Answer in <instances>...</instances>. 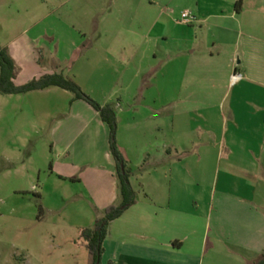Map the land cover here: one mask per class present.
<instances>
[{
    "label": "crops",
    "instance_id": "obj_1",
    "mask_svg": "<svg viewBox=\"0 0 264 264\" xmlns=\"http://www.w3.org/2000/svg\"><path fill=\"white\" fill-rule=\"evenodd\" d=\"M139 2L146 4L153 25L173 29L164 34L171 48L159 67L151 46L153 65L142 87L144 56L138 52L146 40L115 38L104 47L93 42L83 55L96 90L103 88L104 68L115 63L117 146L136 195L135 204L109 224L100 264H255L264 256V182L258 179L264 175V0H242L239 11L237 0H183L195 18L188 25L165 14L175 0ZM124 13L125 27H133L134 12ZM45 26L34 24L0 43L14 61L16 86L52 74L70 79L69 56L82 42L61 41L54 35L59 27ZM193 27L200 31L192 32ZM235 71L243 80L230 87ZM56 89L20 97L43 113L48 105L37 100ZM83 108L101 132L104 148L92 143L97 132L77 146L79 136L71 143L61 137L56 152L52 144L50 172L60 182L82 185L95 221L120 203V194L108 128L89 105ZM136 145L134 162L130 155ZM208 172L214 175L209 196L189 180Z\"/></svg>",
    "mask_w": 264,
    "mask_h": 264
},
{
    "label": "rangeland",
    "instance_id": "obj_2",
    "mask_svg": "<svg viewBox=\"0 0 264 264\" xmlns=\"http://www.w3.org/2000/svg\"><path fill=\"white\" fill-rule=\"evenodd\" d=\"M122 1L125 4L120 10ZM145 6L139 0H0V43L10 42L34 24L59 27L54 35L57 33L61 41L82 42L69 56L70 79L92 100L91 94L106 100L104 105L94 100L101 106L114 108L119 95L114 83L115 63L104 68V77L99 78L103 88L96 90L87 78L89 68L83 55L93 42L104 47L107 40L115 38L146 40L138 52L144 56L140 62L142 87V79L153 65L151 46L158 56L156 64L159 67L171 48L164 34L173 31L160 24L153 25ZM127 8L134 12V23L133 27L126 28L123 17L127 15L124 13ZM187 8L183 0H175L165 14L180 23L181 13ZM190 30L200 31L197 27ZM149 43L150 47L146 46ZM37 101L48 105V109L43 113L33 111L32 100L0 94V264H92L80 228L92 227L96 210L89 204L82 185L60 182L51 174L54 165L51 149L53 143L57 145L54 152L60 148L58 140L61 137L71 143L79 136L76 146L84 144L91 131L98 134L92 143L99 150L104 148L105 140L83 108L88 104L75 100L70 92L56 89L55 93ZM73 103L81 106H73ZM73 149L74 145L70 152ZM138 150L137 145L131 148L134 162ZM148 169L139 168L138 172ZM222 175L219 174V183ZM213 178L208 172L191 175L189 180L197 182L209 196ZM258 179L264 182V175H259ZM97 216L99 219L103 214Z\"/></svg>",
    "mask_w": 264,
    "mask_h": 264
},
{
    "label": "trees",
    "instance_id": "obj_3",
    "mask_svg": "<svg viewBox=\"0 0 264 264\" xmlns=\"http://www.w3.org/2000/svg\"><path fill=\"white\" fill-rule=\"evenodd\" d=\"M242 0H237L236 9L240 10ZM15 77V64L6 48L0 47V94L2 95H24L30 92L42 91L51 87L70 92L75 100L88 104L98 115L109 131V152L115 166V174L118 182L120 203L107 207L103 216L96 219L91 228L81 231V238L87 244L92 264H100L103 253L102 244L107 235L109 224L120 218L124 212L135 204L136 195L130 183V170L118 149L116 135L118 129L115 109L111 105L101 106L89 96L83 93L80 87L70 79L61 74L45 75L37 80L30 81L24 85L16 86L13 82ZM255 264H264L262 256Z\"/></svg>",
    "mask_w": 264,
    "mask_h": 264
},
{
    "label": "built area",
    "instance_id": "obj_4",
    "mask_svg": "<svg viewBox=\"0 0 264 264\" xmlns=\"http://www.w3.org/2000/svg\"><path fill=\"white\" fill-rule=\"evenodd\" d=\"M180 22L185 25L192 24L195 22V18L190 14V12L185 11L181 13ZM242 80L243 75L240 72L235 71L230 75L229 85L230 87H233L240 83Z\"/></svg>",
    "mask_w": 264,
    "mask_h": 264
}]
</instances>
